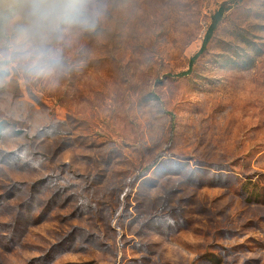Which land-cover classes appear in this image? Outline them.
<instances>
[{"label":"rangeland","instance_id":"374dc122","mask_svg":"<svg viewBox=\"0 0 264 264\" xmlns=\"http://www.w3.org/2000/svg\"><path fill=\"white\" fill-rule=\"evenodd\" d=\"M229 1L102 0L58 85L0 71V264H264V0L199 53Z\"/></svg>","mask_w":264,"mask_h":264},{"label":"clouds","instance_id":"9594fccd","mask_svg":"<svg viewBox=\"0 0 264 264\" xmlns=\"http://www.w3.org/2000/svg\"><path fill=\"white\" fill-rule=\"evenodd\" d=\"M2 2V0H0ZM23 23L0 28V71L25 82L58 85L68 71L66 52L78 33L106 15L102 0H23ZM9 24H12L9 21Z\"/></svg>","mask_w":264,"mask_h":264},{"label":"trees","instance_id":"16d2710c","mask_svg":"<svg viewBox=\"0 0 264 264\" xmlns=\"http://www.w3.org/2000/svg\"><path fill=\"white\" fill-rule=\"evenodd\" d=\"M236 2H237V0H231L229 2L222 3L220 5V7L218 8V10L216 11V13L212 16L211 24H210V26H209V28L207 30L206 36L204 38L203 45H202L201 50L199 51V53L203 52L205 50V47H206L207 43L210 41V39L212 37V34L216 30L218 24L221 22L224 13L227 12L231 8V5L235 4ZM196 56H193L190 59V64H192L195 61Z\"/></svg>","mask_w":264,"mask_h":264}]
</instances>
